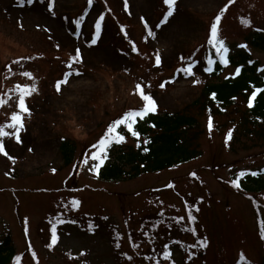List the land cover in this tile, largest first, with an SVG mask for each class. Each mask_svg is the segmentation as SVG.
Masks as SVG:
<instances>
[{
  "label": "rangeland",
  "instance_id": "374dc122",
  "mask_svg": "<svg viewBox=\"0 0 264 264\" xmlns=\"http://www.w3.org/2000/svg\"><path fill=\"white\" fill-rule=\"evenodd\" d=\"M119 1L123 3V0ZM224 1L177 0L175 18H170V24L163 26L162 31L155 28V17L160 13L155 0H128L127 10L123 4L124 14L131 17L138 26L130 29L132 37L139 39L142 29L138 20L141 17L156 33V38L148 37L147 40L149 46L161 56L162 74L156 76L155 73H147L148 68L141 66L136 58L126 56L117 50L114 43L107 41V25L101 30L98 42L95 45L89 44L86 32L94 25L95 17L103 9L96 1L84 10L81 28L75 33L64 12L75 14L77 9L80 10L83 0H56L53 12L36 0L28 6L15 4L13 0H0V67L3 61L11 57L34 51L43 53V56L34 60L23 58L11 64V68L23 71L16 74L14 80L21 84L32 83L30 77L26 81L19 80L22 73H31L35 77L33 84L39 85L41 94L34 98L36 115L32 123L26 126L27 130L21 133L22 143H17L13 138H5L4 147L8 156L0 153V232L3 226L8 227L15 248L24 254L22 264H112L109 238L104 229L89 233L64 223L57 225L58 240L53 247L46 249L42 245L40 223L53 210L54 203H58L54 209V218L97 215L108 224H116L123 229L126 224L132 223L133 218L147 210L162 209L169 213H180L182 197L200 194L209 200L202 207L201 223L209 227L211 218H220L222 221L221 224L215 221L209 229V233L218 235L212 237L208 233L211 239L214 238L215 244L212 248L210 246L207 260H215L221 252L223 262L233 264L238 261L240 253L256 247L253 232L249 229L255 226L248 202L235 194L228 185L218 182L206 168L212 163H227L228 166L251 164L252 158L248 157L254 151L231 153L219 137L215 136L211 142L202 139L206 154L200 160L134 180H98L90 172L89 165L85 164L77 177L72 174V166L56 170L61 164L58 148L60 135H69L80 143L91 140L90 132L94 131L98 119L104 117L106 120L112 115L106 106L107 102L119 104L126 101L128 91L134 85L133 81L142 86L146 93L153 95L159 109L177 110L195 98L197 90L193 83L202 70L194 66L193 76L177 71V66L173 67L179 52L203 38L210 15L226 4ZM245 2L243 0L228 6V16L235 13L233 10H243L245 6L249 10ZM253 2L252 16L254 19L261 18L257 10H264V0ZM188 12L195 16L194 21ZM226 19H221L218 25L221 39L234 42L237 46L245 44L243 36L235 35V26L230 25ZM257 24L264 28V19ZM77 48L80 49L82 61L69 68L67 65L71 62L70 57L75 55ZM246 49L264 65V52L249 47ZM77 71L80 75L75 74ZM233 73V68L225 71V75ZM63 75L68 76L67 82L61 83L60 91H53L50 81L54 82ZM41 76L40 82L38 78L41 79ZM151 78L155 83L147 85ZM11 79L8 78V81ZM166 81L172 82L161 88L160 84ZM56 110L58 113H55ZM48 115L50 120L55 121L54 126L46 122ZM256 154L253 159L259 165L264 161V155ZM9 157L15 158V161ZM50 166L55 171L48 172ZM228 166L218 169L216 173L228 178ZM3 170H6L5 175ZM69 175L73 177L68 182L71 188L64 189L61 181ZM168 180H173L175 192L171 191L161 197L149 194L153 185L159 189V184L167 183ZM71 199L78 201L75 207ZM223 207H233L240 212L247 220V225L240 217H233L230 219V227L224 230L223 222L229 219ZM223 231L228 235L225 236ZM25 232L30 234V244L26 241ZM172 252L177 255L175 250ZM178 259L181 257L178 256Z\"/></svg>",
  "mask_w": 264,
  "mask_h": 264
},
{
  "label": "trees",
  "instance_id": "16d2710c",
  "mask_svg": "<svg viewBox=\"0 0 264 264\" xmlns=\"http://www.w3.org/2000/svg\"><path fill=\"white\" fill-rule=\"evenodd\" d=\"M100 2L105 7L102 13L105 14L106 24L110 28L108 40L127 52L130 57L136 58L141 66H154V56L147 50L148 45L144 37L142 36L141 40L130 37L127 30L130 25L126 24L122 18L123 15L117 9V0H106V3L105 0H100ZM87 3L88 0H84L80 4L82 5L80 10L77 9V12L71 15L74 20L82 14ZM66 15L70 18L69 13ZM240 16L243 25L241 24L239 35L243 36L245 43L250 47L264 52V30L253 24L250 16ZM189 17L192 21L196 19L193 14H189ZM209 33L210 29L207 24L204 38L182 51L181 57H184V60L180 58L179 62L183 63L184 67L189 62L200 61L204 69L208 66L206 57L212 55L213 59H216L214 49L206 43ZM133 44L137 51H132ZM225 45L230 49L227 57L230 61L228 66L243 65L241 73L234 75V78L228 76L229 79L226 80L222 77L224 66L217 60L213 64V71L204 73L197 80V95L192 101L185 103L178 110L159 109L156 114H149L144 120L138 119L134 128L140 133L139 141L127 132L122 133L126 137L125 142L113 144L110 147V159L105 162L98 173L96 172V176L106 180H125L141 174L154 173L186 164L202 157L204 153L202 139L205 137H207V142H211L215 136L219 137L223 143L228 144L229 149L235 154L238 151L253 150L264 154V92L258 93L253 102V107H248V97L254 90L252 86L264 88V75L258 71L260 69L259 61L252 59L247 49L240 48L231 42H225ZM144 47L145 49H143ZM249 60L254 63L249 64ZM14 87L16 88V85ZM138 90L136 86L129 90L128 99L123 103L107 102L106 106L112 115L106 120L104 117L98 119L94 131L90 132L91 140L88 139L80 143L79 140L69 135L61 136L58 147L63 165L71 164L77 156V151L79 152L78 156L83 157V153L89 150L90 145L98 140L113 120L120 118L127 111L141 107V105L136 104L130 105L132 101L130 97ZM212 93H216L215 99L212 98ZM233 97L236 99L233 100ZM9 116L4 115L0 107V118L6 120ZM210 118L211 130L208 127ZM152 124L156 126L153 128L151 127ZM229 131H231L230 138L228 137ZM145 140L149 143L145 144ZM138 143L139 146H137ZM144 148H148L149 151L145 152ZM214 167L212 166V168ZM261 170L264 168L240 169V172L246 173L257 171L259 172L257 176L249 174L239 177L240 172L236 170L232 173V180H237L240 183L239 188L234 186L236 191L252 204L255 226L252 231V238L256 244L255 248L251 247L246 252L240 253L239 259L235 263L264 264V239L261 238V221H264V171ZM199 206L200 201L195 204L191 212L195 220L165 217L153 212L138 217L133 222L132 229L129 232L127 229L126 236L128 235L130 243L133 239L137 241L136 248L143 244L148 245L136 255L131 245L126 248L122 237L117 235L114 240H111L115 264H157V261L160 264H226L223 262L224 256L220 254L221 252L216 256L215 262L206 259L210 246L215 244L214 238L211 239L209 234L212 237L218 235V233H209V229L215 221H218L219 224L222 221L220 218H211L209 227L202 224L199 219ZM77 222L79 227L87 231H94L101 226V222L93 217L82 216L77 219ZM192 228L196 229L195 234L190 231ZM0 235H2L0 239V264H11L16 254L10 233L4 231ZM227 235L228 233L225 236ZM202 238H206L207 247L198 245L193 247V244ZM43 240L45 242L48 239L45 236ZM167 243H171L179 249L180 261L172 257L168 261L163 260V253L169 251L168 246L167 248L164 247ZM117 244L120 247H117Z\"/></svg>",
  "mask_w": 264,
  "mask_h": 264
},
{
  "label": "snow or ice",
  "instance_id": "6c2138e0",
  "mask_svg": "<svg viewBox=\"0 0 264 264\" xmlns=\"http://www.w3.org/2000/svg\"><path fill=\"white\" fill-rule=\"evenodd\" d=\"M28 4H33L35 0H26ZM56 0H47V8L50 12L54 11ZM94 0H88L89 4H92ZM106 3V0H105ZM234 3V0H229V4ZM124 9L127 10L128 8V0H123ZM163 4L167 7V10L164 12L162 19L155 25V28L163 30V26H168L170 24V18H175V6L177 4V0H163ZM227 10V5L224 9H221V14H217L214 22L210 25V33L207 38V45L211 46L214 49V54L216 59L214 60L212 55H209L206 57L207 59V65L208 67L204 68L203 70L205 72H212L213 67L212 65L219 61L220 64H223L225 67L228 66L230 63L228 57V53L230 49L225 45V41L221 38H219L218 35V25L222 19V13ZM110 11V9H109ZM83 19V17H81ZM105 20V15L101 13L99 15V18L94 21V28H95V36L98 37L100 35L102 22ZM141 20L144 21L145 28L148 29V37L156 38V33H154L151 28H149L148 22L144 20V17H141ZM77 25H79L80 21L78 20ZM250 23V22H248ZM21 23V27H22ZM39 27V26H37ZM123 30V29H122ZM258 31H261L258 29ZM148 37H145L147 39ZM96 38L94 37L91 41L92 44H95ZM57 48H59V44L56 45ZM238 47L246 49L248 46L246 44H241ZM132 51H137L135 45L133 44ZM181 60H184V57H181ZM70 63L67 65L69 68L73 66L74 63H79L82 61L81 52L80 49H75V55H72L70 57ZM13 63H18V61H14ZM162 63L161 56L159 52H157L155 56V64L156 66H159ZM249 64L254 63L253 61L249 60ZM195 65L192 62H189L186 67H182L178 69L177 71L187 73L189 75H193L194 73L192 71L193 67ZM9 70H11V66H8ZM243 65H239L235 69V75H239L242 71ZM258 71H264V69H258ZM76 75H80V73L77 71L75 73ZM23 76L32 77V74L29 72L22 73ZM66 75L70 76L72 73H66ZM234 78V76H233ZM225 79H229L228 76L225 77ZM67 81H58L56 83V90L60 91L61 83H66ZM172 81H166L164 83L160 84L161 88L165 87L166 83H170ZM253 91L251 92V95L248 97V107H253V102L256 100L258 93L264 92V88L255 87L254 85ZM137 89H140L139 96L142 102V106L135 110H130L125 112L120 118H117L113 120L107 127L106 130L103 132V134L98 138V140L90 145V148L88 151H85L83 153V163L85 165H90L89 170L93 172L99 171V169L105 164L107 160L110 159L109 156V149L113 144H121L124 143L126 140V137L124 132H127L131 134L132 137L137 138L139 141L140 133L135 130L134 125L139 120H144L149 114H156L158 111V103L156 99L153 97L152 94L146 93L140 85H136ZM37 89L34 86H28V85H16L15 91H17V101H16V108L18 110L11 112L10 116L5 120V122L0 123V153H3L5 156H8V153L5 151L4 147V139L5 138H13L17 143H22L20 133L22 131H25V123L24 119L25 116H31V110L26 104V98L29 97L34 91ZM6 95V94H5ZM212 98L215 99L216 93H212ZM233 100L236 99V97L232 98ZM6 101L3 96H0V107H3L5 105ZM155 124H152L151 127H155ZM209 130H211L212 124H211V118L209 120ZM228 137H231V131L228 133ZM145 144L149 143V141L145 140ZM139 146V143L138 145ZM145 152L149 151L148 148L143 149ZM29 151H32L31 148H29ZM9 159H12L15 161V158L9 157ZM55 171V170H53ZM264 171V170H261ZM251 175V176H257L259 175V172L252 171L250 173H246L244 171H241L239 173V177H244L245 175ZM192 175H195L193 173ZM233 186L239 188L240 183H238L237 180L232 181ZM73 207H75L78 204V201L73 200L72 202ZM198 211V209H197ZM183 219V217H181ZM188 219L189 220H195V217L192 216V214L188 213ZM75 223V221H72ZM27 223V221H25ZM190 231L195 234L196 229L192 228ZM261 238L264 239V221H261ZM57 232L56 227L53 226L51 229V243L48 244V247L51 248L53 245L57 242ZM200 247H207V240L206 238L198 239L196 243L193 244V247L196 246ZM117 247H120L119 244L116 245ZM165 248H167V245H165ZM33 256L35 257V253L33 252ZM191 258V257H189ZM19 259V257H17ZM128 259H131V257H128ZM171 259V252L165 251L163 253V260L168 261ZM38 264V262H37ZM157 264H160L159 261H157ZM250 264V262H249Z\"/></svg>",
  "mask_w": 264,
  "mask_h": 264
}]
</instances>
